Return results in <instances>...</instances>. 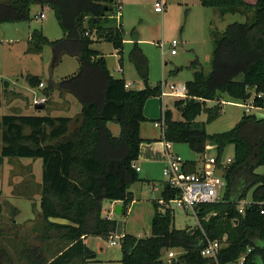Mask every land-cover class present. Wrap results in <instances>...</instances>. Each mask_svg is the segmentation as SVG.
Instances as JSON below:
<instances>
[{
    "label": "trees",
    "instance_id": "obj_1",
    "mask_svg": "<svg viewBox=\"0 0 264 264\" xmlns=\"http://www.w3.org/2000/svg\"><path fill=\"white\" fill-rule=\"evenodd\" d=\"M200 2L217 8L223 16L241 13L248 19L231 22L222 32L211 31L214 48L210 71H205L199 58L192 60L188 67L193 70V78L185 83L186 96L175 101L183 120H175L171 109H165L156 121H164L166 142L188 144L201 156L212 144L220 166L226 147L233 145L232 161L223 166L225 190L216 202L195 207L199 221L196 227L177 229L173 210L158 201L162 198L170 203L179 196V190L166 180L161 197L153 201L151 235L125 233L119 238L122 264H239L242 256L243 264H264V174L256 172L264 166V118L244 112L231 129L212 134L207 131V124L223 114L224 94L242 103L253 98L256 108H264V0ZM33 4L50 7L64 35L53 40L35 29L27 52L41 53L45 45H50L54 65L65 55L79 60L74 74L57 85L52 82L44 93L50 95L57 86L79 101L81 111L75 117L4 114L0 121V165L4 157L43 161L39 237L60 247L52 259L43 255L42 246L27 249L34 263L96 264V252L84 238L112 236L116 231L117 220L102 215L104 201H122V212L126 213L134 200L130 188L140 180L134 163L144 140L140 127L149 120L144 107L149 98L161 96V81L154 86L149 83L148 59L139 47L135 28L132 58L144 80L143 88L126 87L123 77L112 75L104 54L91 47L102 39L123 54L125 30L122 21L117 24L112 16L117 11L116 0H0V23L29 19ZM249 13H253L252 18ZM27 80L32 87L43 82L33 74H28ZM209 100L217 104L208 107ZM203 111L208 114L207 120L197 121ZM109 122L119 124V135L112 133ZM183 169L197 172V162L187 160ZM255 185L252 201L241 212L238 205ZM208 240L224 243L216 256L202 255ZM172 248L184 252L164 261L163 252ZM3 253L1 250L0 256Z\"/></svg>",
    "mask_w": 264,
    "mask_h": 264
},
{
    "label": "rangeland",
    "instance_id": "obj_2",
    "mask_svg": "<svg viewBox=\"0 0 264 264\" xmlns=\"http://www.w3.org/2000/svg\"><path fill=\"white\" fill-rule=\"evenodd\" d=\"M155 1L124 0L121 14L127 42H125L122 55L118 54L113 44L106 40L101 39L91 45L93 49L104 54L114 75L123 76L122 71L125 68L128 80L140 82L139 84L132 83V88H139L144 84L138 66L132 58L134 28L141 38L139 47L148 59L149 83L156 85L159 80L167 79L173 83L185 84L193 78V70L188 65L195 58H199L204 64L206 72L211 69V56L214 48V37L211 31L222 32L229 23L248 19L241 13H228L223 16L217 8L202 6L200 0H167L163 13H157L154 9ZM247 1L256 2V0ZM41 12L45 13V17H36ZM248 15L249 18L253 17V13ZM114 21L116 22V19ZM35 29H40L45 36L53 40L64 35L53 10L40 4L31 6L27 20L0 23V121L4 114L68 116L69 113H74L75 107L81 111L79 101L72 94L62 93L57 86L50 95L44 93V89L48 88L52 82L57 85L62 78L74 74L79 68V60L77 57L65 55L60 63L54 65L53 50L50 45H45L41 53L27 52L28 40ZM173 39L179 42L175 47L176 55L171 53ZM121 57L122 61H120ZM28 74L39 75L44 86L32 87L27 80ZM241 78L242 76L238 79ZM66 95L72 98L73 104L65 98ZM42 97L46 98L45 102H41L45 107L38 108L35 105ZM152 99H158L160 103V96ZM177 99L175 96L164 97V101L172 106L173 118L183 120L181 111L175 106ZM249 101L242 103L224 94L223 114L216 121L207 124V131L212 134L231 129L244 112L255 113L258 117L264 116L262 107L247 110L244 104H248ZM215 104H217L216 100L207 102L208 107ZM207 117L208 114L203 111L196 120L205 122ZM147 122V127L157 131V128L153 126V120L149 119ZM108 125L115 135L119 133L118 123L109 122ZM2 145V131L0 130V152ZM171 145L173 153L177 154L178 149V154L184 160L200 158V154L192 151L188 144L171 142ZM233 154L234 146L228 145L222 159L232 158ZM204 156H206V158L203 157L204 161L207 157L217 156L216 148H208ZM42 168L41 158H3L0 165V251L4 250V253L0 256V264H36L29 252H25L35 246H42V253L47 259H52L59 250V244L42 241L39 237L41 233L37 221L40 219V212L37 209L38 196L41 197V193L39 191V195L37 194V177H39V182H42ZM223 171L218 169L220 174H223ZM256 172L264 174V166H259ZM161 176L164 177L163 174ZM153 183L159 189H154ZM255 188L256 185L249 190L247 197L238 207H245L252 201ZM134 189L136 197H143V201L135 204L133 209L131 207L132 213L131 211L129 214L119 213L114 217L117 220L118 229L123 230L126 227L130 233H135L139 237H147L151 235V221L155 210L153 199L161 197L163 182L144 180L136 183ZM25 196L27 198L30 196L33 200L29 201ZM109 206L110 202L104 201V208ZM170 208L174 212L173 225L175 228H194L199 224L196 210H186L175 202L170 203ZM222 245L224 243H221V247ZM170 250L175 252L174 257L169 256ZM183 252L182 248L165 250L163 259L168 262Z\"/></svg>",
    "mask_w": 264,
    "mask_h": 264
},
{
    "label": "crops",
    "instance_id": "obj_3",
    "mask_svg": "<svg viewBox=\"0 0 264 264\" xmlns=\"http://www.w3.org/2000/svg\"><path fill=\"white\" fill-rule=\"evenodd\" d=\"M125 1H127V0H125ZM134 1H136V0H134ZM116 2H117V4L122 5V10H123L124 0H116ZM166 3H167V0H165V5H166ZM165 5H164V7H165ZM163 11L157 12V13H163ZM41 14H44V16L41 17L40 16ZM36 17L44 18L45 13L41 12L39 15L37 14ZM120 20L122 21V14H121ZM116 23H118L117 19H116ZM122 24H123V21H122ZM139 40H141V38ZM125 42H127V39L125 40ZM176 54H177V52L173 55H176ZM120 61H122V58L120 59ZM110 71H111V69H110ZM111 73H112V71H111ZM122 74H123V76H116L112 73V75L115 77H123L126 80V83L130 84L131 88H132V83H135V82L137 84L140 83L139 81L137 82L135 80H128V77L125 74V68H124V71H122ZM163 80L169 84H177V85L183 84V83H173V82L168 81L167 79H162V80H159L158 82L163 81ZM152 86H154V85H152ZM143 87H144V84L139 86V88H143ZM166 96H172V95H166ZM166 96H160V103H159L158 99H152L153 97H151L147 100V102L145 104L144 113L149 119L153 120V126H154V128H157V131L154 130L153 128L147 127L146 126V124L148 123L147 121H144L141 123L140 133H141V136L144 140L141 144L139 158L134 163L135 167L140 168V170H138L140 180H138L136 183L142 182L144 180L162 181L163 186H164V182L166 181V178L163 174V169L167 165V158H168L167 157V152H168L167 143H169V142H166L165 140H163L164 133H163L162 128L155 126V122L157 119L161 118L163 110L171 109V111L173 112V109H172V106H170V103L164 101V97H166ZM183 97H185V96L177 97V98L179 99V98H183ZM60 98L62 99V97H60ZM65 98L67 100H70V102H72V98L69 95H66ZM72 104H73V102H72ZM67 112L69 113V110ZM79 113H80V110L75 107L74 113H69L68 116L75 117ZM173 117H174V114H173ZM260 118H264V116H261ZM111 131H112V129H111ZM112 133H113V131H112ZM119 133H120V131H119ZM119 133L117 135H119ZM170 144H171V142H170ZM175 144H178V143H175ZM210 147H214V146L211 144H208L207 149ZM169 151L173 152L172 151V145H171ZM176 153L177 154L179 153L178 149H177ZM203 157L206 158V156L200 155L199 159L188 158V159H185L184 161H187V160L196 161L197 162V170L199 171L204 167V164H205ZM162 174L164 177L161 176ZM37 180H38L37 181L38 182L37 194L39 195V191H40L39 185L41 184V181L39 182V177H37ZM136 183H134L130 188L131 191L133 192L134 200L128 206L127 211H126L127 214H129V212L131 211V207L133 209L134 208L133 206L135 204L143 201V197H140V198L136 197V194L134 191L135 190L134 187H135ZM153 185L156 186L155 183H153ZM156 188L159 189L157 186H156ZM35 194L33 195V198L35 197ZM38 197H39V200H38V209L37 210H38V212H40V210H41L40 198L41 197L40 196H38ZM27 199L29 201L33 200V199H31L30 196H28ZM154 200H157V198L153 199V201ZM109 202H110L109 207L104 208V205H103L102 215L104 217H109V218L115 219L114 215L118 214L115 212V209H116L118 204H121L122 208H121L120 214H123V212H122L123 211L122 201L117 200V201H109ZM131 213H132V211H131ZM117 229L112 236H87L84 238V241L88 245V247L96 252V257L93 259V261L96 264H122L121 259L123 256V252H122V246H121V241L119 239V236H122L125 233H130V232L127 231L126 227L123 230H120V229L117 230ZM132 234L136 235L135 233H132ZM116 239H117V243L113 244L112 241L116 240Z\"/></svg>",
    "mask_w": 264,
    "mask_h": 264
},
{
    "label": "built area",
    "instance_id": "obj_4",
    "mask_svg": "<svg viewBox=\"0 0 264 264\" xmlns=\"http://www.w3.org/2000/svg\"><path fill=\"white\" fill-rule=\"evenodd\" d=\"M165 0H156L154 3V9L156 12H162L164 10ZM122 5L118 4L117 11L112 15L117 19L118 23L121 18ZM41 17L44 14L40 15ZM117 23V24H118ZM88 34V33H87ZM178 40L173 39L171 42V53L175 54V47L178 45ZM163 45V43H161ZM44 82L39 84V87H43ZM126 87H130L129 83H126ZM161 96L172 95L175 97L186 96L187 88L185 84H169L166 81H161ZM46 98L42 97L37 100V103L45 102ZM247 110L256 108L254 106L253 98L250 99L248 104H244ZM155 126L161 127L164 132V121H156ZM171 147L170 143H167V165L163 169V174L167 182L174 188L179 190V196L171 199V202L177 203V205L186 210H195V207L198 204L203 203H213L219 200L223 191L225 190L226 182L222 174L218 172V169L223 170V166L232 161V158L229 157L226 160H223L220 166V163L217 162L216 156H211L206 159L204 167L197 172H186L183 169L184 159L173 152H170ZM137 170H140L139 167H136ZM156 188L155 185H153ZM159 203L163 206H169L170 203H167L164 199H159ZM239 210L244 212V207L240 206ZM123 236V235H122ZM121 236H119L120 238ZM113 244H116L117 241L113 240ZM221 247V243L218 240L211 241L208 240L207 245L202 250V255L206 257L216 256L217 251ZM169 256L174 257L175 252L173 250L169 251ZM245 257L242 256L239 259V264H243Z\"/></svg>",
    "mask_w": 264,
    "mask_h": 264
},
{
    "label": "water",
    "instance_id": "obj_5",
    "mask_svg": "<svg viewBox=\"0 0 264 264\" xmlns=\"http://www.w3.org/2000/svg\"><path fill=\"white\" fill-rule=\"evenodd\" d=\"M35 106L38 107V108H44L45 107V105L43 103L42 104L38 103ZM121 208H122L121 204H118L116 209H115V212L118 213V214L121 213Z\"/></svg>",
    "mask_w": 264,
    "mask_h": 264
}]
</instances>
